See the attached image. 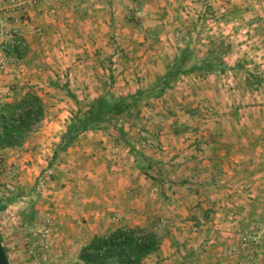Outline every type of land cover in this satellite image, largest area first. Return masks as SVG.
I'll list each match as a JSON object with an SVG mask.
<instances>
[{"label": "rangeland", "instance_id": "obj_1", "mask_svg": "<svg viewBox=\"0 0 264 264\" xmlns=\"http://www.w3.org/2000/svg\"><path fill=\"white\" fill-rule=\"evenodd\" d=\"M0 1L50 17L35 41L0 24V106L45 105L0 149L11 264H77L123 227L160 237L144 264H264V3Z\"/></svg>", "mask_w": 264, "mask_h": 264}, {"label": "trees", "instance_id": "obj_2", "mask_svg": "<svg viewBox=\"0 0 264 264\" xmlns=\"http://www.w3.org/2000/svg\"><path fill=\"white\" fill-rule=\"evenodd\" d=\"M21 47L16 42L7 51L19 58ZM44 115V102L33 93L26 94L17 102L0 106V149L22 145ZM138 165L143 171L146 170L142 162H138ZM160 248L161 240L155 231L123 227L94 237L80 250L77 264H144Z\"/></svg>", "mask_w": 264, "mask_h": 264}, {"label": "crops", "instance_id": "obj_3", "mask_svg": "<svg viewBox=\"0 0 264 264\" xmlns=\"http://www.w3.org/2000/svg\"><path fill=\"white\" fill-rule=\"evenodd\" d=\"M47 5H49L47 3ZM39 10V8H38ZM19 15H22L21 12H14L11 10V8L8 6V3H5L4 1H0V24L1 25H6L8 31L11 29V28H17L20 30L21 32V35L23 38H19L20 40H29V39H32L33 41L39 39V36L41 34H35L36 32H40L41 29L43 28H40V23H44V19H49V18H46V16H49L47 15V12H37L36 14H32V16H34V21H36V24L32 23L31 25H27L26 23L24 24H15L14 21L19 18H22V17H19ZM18 17V18H17ZM21 21V20H20ZM23 22V21H22ZM34 26V27H33ZM39 27V29H37ZM4 28V27H3ZM36 31V32H35ZM18 43L19 41L17 40H11V44L10 46L8 47L9 51L11 50V47L15 44V43ZM264 115V114H263ZM258 115H255L252 116V118H255L257 117Z\"/></svg>", "mask_w": 264, "mask_h": 264}, {"label": "water", "instance_id": "obj_4", "mask_svg": "<svg viewBox=\"0 0 264 264\" xmlns=\"http://www.w3.org/2000/svg\"><path fill=\"white\" fill-rule=\"evenodd\" d=\"M0 264H11L6 249L1 240H0Z\"/></svg>", "mask_w": 264, "mask_h": 264}, {"label": "built area", "instance_id": "obj_5", "mask_svg": "<svg viewBox=\"0 0 264 264\" xmlns=\"http://www.w3.org/2000/svg\"><path fill=\"white\" fill-rule=\"evenodd\" d=\"M37 1H38V0H29V2H30L31 4H36ZM260 1H261L262 3H264V0H260ZM19 44H21V43L19 42ZM4 65H5V60H4V57L2 56V57L0 58V68L3 69V68H4Z\"/></svg>", "mask_w": 264, "mask_h": 264}]
</instances>
